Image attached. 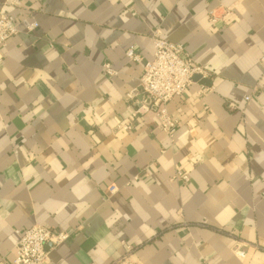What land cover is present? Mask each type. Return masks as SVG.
Here are the masks:
<instances>
[{
    "label": "crops",
    "instance_id": "obj_1",
    "mask_svg": "<svg viewBox=\"0 0 264 264\" xmlns=\"http://www.w3.org/2000/svg\"><path fill=\"white\" fill-rule=\"evenodd\" d=\"M218 4L234 18L211 31ZM0 12L18 31L0 49V264L33 225L69 233L53 264H114L124 242L138 264H264V0H0ZM156 31L208 73L167 103L171 143L151 112L118 128ZM176 166L187 182L171 180Z\"/></svg>",
    "mask_w": 264,
    "mask_h": 264
},
{
    "label": "built area",
    "instance_id": "obj_2",
    "mask_svg": "<svg viewBox=\"0 0 264 264\" xmlns=\"http://www.w3.org/2000/svg\"><path fill=\"white\" fill-rule=\"evenodd\" d=\"M208 17L210 30L215 31L217 23L227 24L234 18V10L218 4L209 11ZM36 28L37 24L32 23L27 30L32 32ZM17 33L14 19L0 12V49ZM152 45L153 57L143 64L135 94L126 96L131 112L129 119L120 124L118 128L130 131L133 119L151 112L156 117L160 130L167 135L171 143L178 122L167 113V103L172 98L182 95L194 83L196 77L204 79L208 73L203 67L193 63L183 44L168 42L157 31L152 36ZM125 56L133 63L141 61L139 53L133 47L126 49ZM102 69L107 76L116 75V71L108 63H104ZM261 78L264 79V73ZM249 99L250 96L244 98L245 101ZM228 108L236 109V106L229 103ZM147 176L148 172L144 171L136 175L133 181ZM171 180L185 183L188 177L176 166ZM107 191L109 195H113L117 189L110 186ZM16 234L18 240L14 247L12 264H53L49 257L50 249L59 246L69 237L67 232L53 231L40 225H33L23 232L17 231ZM123 244L126 251L114 264H138L134 259L135 248L125 242ZM233 254L238 258L245 257V252L241 248L233 249Z\"/></svg>",
    "mask_w": 264,
    "mask_h": 264
},
{
    "label": "water",
    "instance_id": "obj_3",
    "mask_svg": "<svg viewBox=\"0 0 264 264\" xmlns=\"http://www.w3.org/2000/svg\"><path fill=\"white\" fill-rule=\"evenodd\" d=\"M202 83V82H201Z\"/></svg>",
    "mask_w": 264,
    "mask_h": 264
}]
</instances>
